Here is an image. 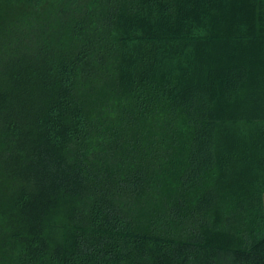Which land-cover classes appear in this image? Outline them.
<instances>
[{"label": "trees", "instance_id": "trees-1", "mask_svg": "<svg viewBox=\"0 0 264 264\" xmlns=\"http://www.w3.org/2000/svg\"><path fill=\"white\" fill-rule=\"evenodd\" d=\"M0 264H264V0H0Z\"/></svg>", "mask_w": 264, "mask_h": 264}]
</instances>
